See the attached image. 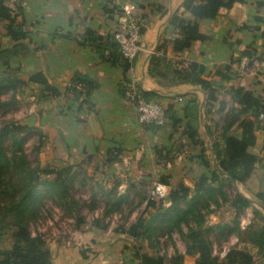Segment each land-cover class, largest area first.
Returning <instances> with one entry per match:
<instances>
[{
	"label": "crops",
	"instance_id": "obj_1",
	"mask_svg": "<svg viewBox=\"0 0 264 264\" xmlns=\"http://www.w3.org/2000/svg\"><path fill=\"white\" fill-rule=\"evenodd\" d=\"M2 2L19 10L21 35L7 34L8 21L0 19V47L19 43L21 71L27 74L23 79L37 93V125L53 132L60 159L87 169H107L120 192L128 185L152 183L165 173L167 190L174 195L166 205L181 196L179 184L191 197L199 175L214 169L233 195L238 192L251 201L243 207L244 215L256 221L264 216V198L259 195L264 192V124L255 115L264 108V0L236 1L221 7L214 18H197L205 38L185 50H174L170 39L176 29L170 21L174 14L195 19L183 0ZM122 10L141 23L144 48L132 72L111 35ZM152 55L162 57L168 69L150 73ZM191 69L210 85L203 87L177 72ZM35 71L44 81L29 80ZM129 76L162 103L167 112L163 125L140 123L133 106L124 101ZM245 120L253 123L254 136L246 150L256 159L244 180H230L221 172L216 150L224 146L226 135L244 134ZM229 207L236 211L231 203ZM261 223L251 225L250 236L235 242L258 256L256 264H264V242L251 232ZM109 230L86 227L77 240L49 245L48 264H138L126 249L128 241L106 236ZM178 251L184 254V264H193L197 253H185L184 247Z\"/></svg>",
	"mask_w": 264,
	"mask_h": 264
},
{
	"label": "rangeland",
	"instance_id": "obj_2",
	"mask_svg": "<svg viewBox=\"0 0 264 264\" xmlns=\"http://www.w3.org/2000/svg\"><path fill=\"white\" fill-rule=\"evenodd\" d=\"M7 48L10 47H0V50ZM19 53L20 51L10 57L6 54L0 56V138L8 154L13 149L23 155L24 161L20 164L22 167L28 165L31 170L35 169L29 177L28 191L33 190L38 180L53 179L54 174L43 172L46 168L69 167L68 172H62L54 187L40 186L32 202L25 203L21 216L26 220L31 233L42 235L48 247L66 240H77L79 233L86 227L110 228L106 236L126 239L129 255L136 251H147L161 254L165 259L179 248H185L187 242L191 243L193 239L188 235V226L199 222L198 217L181 219L179 227L172 226L169 231L167 222L158 225L159 220L156 218L137 238L122 235L132 223L139 218H150L160 203L168 202L165 197H169L171 191L167 190L163 198L152 197L154 205L149 203L152 183L162 182L165 173H159L152 183L128 185L120 192L116 179L110 177L107 169H87L76 164L69 165L67 159H60L53 143V132H43L37 125V93L36 89L23 79L27 74L21 71L22 60ZM6 61L8 63H5ZM16 78H22V83L18 82L12 87L4 88L8 80L14 81ZM18 125L22 127L18 128ZM35 173L39 174L37 179L34 178ZM3 181L7 183V180ZM27 181L28 177L24 176L16 182L18 184L16 200L26 192ZM221 188L223 194L221 192L212 197L206 196L198 202L197 207L203 216L200 226L214 225L206 235L212 242L213 253L219 256L225 244L235 237L236 241H233V244L237 240L249 237L251 230L249 227L258 225L261 221L259 217H257L259 221H256V218L244 215V209L230 212L232 189L225 183ZM7 193L5 199L11 200L9 194L12 192ZM5 212L7 213L3 216ZM0 215V247L6 248L12 241L11 232L15 228L13 222L16 217L14 212L2 208ZM213 216L218 220L214 222ZM242 218L244 221L240 223ZM102 233L104 234L103 230ZM241 247L248 250L247 246Z\"/></svg>",
	"mask_w": 264,
	"mask_h": 264
},
{
	"label": "trees",
	"instance_id": "obj_3",
	"mask_svg": "<svg viewBox=\"0 0 264 264\" xmlns=\"http://www.w3.org/2000/svg\"><path fill=\"white\" fill-rule=\"evenodd\" d=\"M236 1L243 2L245 0H183V7L188 10L195 19H185L178 14H174L171 17V23L181 33V37L172 40L173 49L185 50L189 48L195 40L204 39L205 35L199 30V23L196 19L214 18L221 7L228 8ZM17 16H19V10L8 7L2 2V0H0V19H6L8 21L5 26L6 33L10 35L17 34L19 38L21 30ZM19 49V43H16L10 48L0 50V56L5 54L7 57L13 56L20 51ZM5 63L8 62L6 61ZM168 67V64L162 60V57L152 55L148 71L152 74H155V72L161 73L168 69ZM193 69L188 72H177H182L184 75L183 77L186 79H191L196 83H200L203 87H208L210 82L199 76V74L196 73V70ZM29 80L44 81V78L40 72L35 71L29 74ZM18 82L22 83V78H16L14 81L8 80L4 88L6 89L8 86L12 87V85L14 86ZM143 95L146 98L153 99L150 96V92L143 91ZM260 112H264L263 107L258 108V111L255 113L256 117ZM165 113L167 115L166 109ZM17 127L21 128L22 126L18 125ZM242 128L244 134L241 137L238 138L233 135H226L224 137V146L221 149L216 150V156L221 172H224L227 175L226 177L230 180H244L252 171L256 159L255 155L246 150L248 144L254 140V136L251 133L253 123L249 120H245L242 122ZM22 161H24V157L21 153L19 154L11 149L8 154L7 148L3 143V140L0 138V208L14 212L16 217L13 222L15 228L11 232L12 241L10 246L6 248L0 247V264H48L50 262V252L45 245V239L40 234L31 233L27 222L22 218L21 213L24 209L25 203L28 201L32 202L40 186L43 187V185H45L48 188L54 187L59 176L63 171L68 172L69 167H65V169L56 167L46 168L43 172L46 174H54L55 176L53 179L44 178L38 180L36 185L33 184V186L35 185L33 190L28 191L27 189L30 185L29 177H31V172H34L35 169L31 170L28 165L22 167V165H20ZM202 161L205 165H208L207 160L202 158ZM218 174L217 171L209 168L201 173L195 182V193L191 197H186L188 194V188L183 184H179L177 189L181 192L180 197L173 200L169 205L160 203L158 208L150 215V218H139L136 222L131 224L126 232L132 237L137 238L142 233V230L149 228L152 220L156 218L159 220L158 225L167 222V230L169 231L172 226L179 227L181 219L187 220L189 217H198L199 222L197 221L194 225L188 226V235L193 241L191 243L187 242L185 247V253H197L193 264H256V262H258L257 255L250 253L247 249L239 248L235 244L229 246L221 256L213 253L212 242L206 235V232L211 230L214 225L210 224L205 227L200 226L203 221V216L199 211V208H197L198 202L205 199L206 196L212 197L215 196L216 193L222 192V184L218 181ZM24 176L28 177L26 192H23V194L16 200L15 197H17L16 192L18 188L16 182L23 179ZM38 176L39 174L35 173L34 178L37 179ZM3 180H7V183ZM161 181L163 183L167 182L165 177H163ZM5 186L7 187L5 188ZM8 191L12 192L9 194L12 198L11 200L5 199V195H8ZM259 195L264 198V192H260ZM170 196H174L173 193L172 195L170 193ZM165 198L168 199V196ZM149 201V203L154 205L152 197ZM6 203L8 205H6ZM230 203L235 207L236 212H239L243 207L250 204L251 201L242 194L235 192ZM147 206L149 207L150 204H147ZM6 213L7 212H5L3 216L6 215ZM259 219L262 220L261 225L251 233H253V237L259 243H263L264 216H259ZM133 256L138 259V264H184V254L178 250L171 254L167 259L161 254L147 251H136Z\"/></svg>",
	"mask_w": 264,
	"mask_h": 264
},
{
	"label": "built area",
	"instance_id": "obj_4",
	"mask_svg": "<svg viewBox=\"0 0 264 264\" xmlns=\"http://www.w3.org/2000/svg\"><path fill=\"white\" fill-rule=\"evenodd\" d=\"M114 41L117 43L119 51L126 62V69L132 72L134 68V59L138 52L144 48V42L141 37L140 20L128 10H122L119 13L115 28L112 33ZM181 37L178 29L170 34L173 40ZM245 66L244 62H240V67ZM123 99L132 105L136 111L138 121L142 124L163 125L166 122L165 108L157 100L146 98L143 95L142 88L136 83L133 77L125 81L123 85ZM259 121L264 124V112L258 114ZM167 194L165 183L155 181L150 189V197L163 198ZM236 241V238L230 240L222 248L221 255Z\"/></svg>",
	"mask_w": 264,
	"mask_h": 264
}]
</instances>
